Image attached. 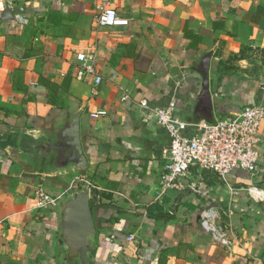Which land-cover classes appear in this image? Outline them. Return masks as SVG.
<instances>
[{
    "label": "crops",
    "instance_id": "crops-1",
    "mask_svg": "<svg viewBox=\"0 0 264 264\" xmlns=\"http://www.w3.org/2000/svg\"><path fill=\"white\" fill-rule=\"evenodd\" d=\"M112 5L128 26H99L90 0H0V264H63L56 206L40 207L38 188L58 200L81 175L93 185L95 264H264V196L248 191L264 188V121L257 174L234 170L224 182L193 167L163 188L170 136L139 108L175 99L184 119L201 110L209 52L216 119L264 105V0ZM81 52L103 77L96 92L77 75ZM79 110L85 171L48 150ZM208 210L225 239L202 225Z\"/></svg>",
    "mask_w": 264,
    "mask_h": 264
},
{
    "label": "built area",
    "instance_id": "built-area-1",
    "mask_svg": "<svg viewBox=\"0 0 264 264\" xmlns=\"http://www.w3.org/2000/svg\"><path fill=\"white\" fill-rule=\"evenodd\" d=\"M98 9L97 23L101 27L128 26L129 18L121 15L112 4L119 0H90ZM80 63L78 77L93 81L96 87L103 82V77L93 61L81 52L77 56ZM144 118L153 120L164 128L170 142L163 150L164 171L160 184L163 188L180 186V176L188 175L193 167L202 172L213 173L220 180L227 182V176L234 170H245L257 174L261 168L260 128L264 121V105H246L232 115L220 116L214 124L190 123L180 116L175 99L164 106L152 105L147 100L139 102ZM104 113V111H102ZM189 129H193L192 133ZM87 185L92 191L93 185L85 175L77 176L73 185ZM195 190L196 187H191ZM250 194L264 196V188L256 185L248 188ZM38 205L42 208L56 206L57 198L42 186L38 188ZM216 211L208 210L203 215L202 225L216 240L225 239L221 230L214 223Z\"/></svg>",
    "mask_w": 264,
    "mask_h": 264
},
{
    "label": "water",
    "instance_id": "water-1",
    "mask_svg": "<svg viewBox=\"0 0 264 264\" xmlns=\"http://www.w3.org/2000/svg\"><path fill=\"white\" fill-rule=\"evenodd\" d=\"M212 53L203 56L200 61L199 74L201 77L200 90L197 96L201 110H196L190 123L214 124L216 118L213 113V101L210 91L209 69ZM82 111L69 116L64 126L57 130L56 138L50 139L48 150H54V160L64 153L63 166L85 171L89 160L85 154L81 139ZM56 216L59 230L55 245L56 258L63 264H95V251L98 247L97 225L91 204V189L87 185L81 186L73 193L59 195L56 203Z\"/></svg>",
    "mask_w": 264,
    "mask_h": 264
},
{
    "label": "trees",
    "instance_id": "trees-1",
    "mask_svg": "<svg viewBox=\"0 0 264 264\" xmlns=\"http://www.w3.org/2000/svg\"><path fill=\"white\" fill-rule=\"evenodd\" d=\"M92 208H93V203L91 200ZM158 264H166V259L165 258H160Z\"/></svg>",
    "mask_w": 264,
    "mask_h": 264
},
{
    "label": "rangeland",
    "instance_id": "rangeland-1",
    "mask_svg": "<svg viewBox=\"0 0 264 264\" xmlns=\"http://www.w3.org/2000/svg\"><path fill=\"white\" fill-rule=\"evenodd\" d=\"M82 186H83V185H82ZM80 188H81V184H78V185H77L76 187H74V189H72V190L76 191V190H79ZM74 191H73V192H74ZM71 192H72V191H71ZM73 192H72V193H73ZM67 193H69V192H67ZM64 194H66V193H64ZM64 194H63V195H64ZM202 220H203V217L201 218V221H202Z\"/></svg>",
    "mask_w": 264,
    "mask_h": 264
}]
</instances>
